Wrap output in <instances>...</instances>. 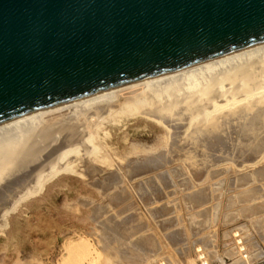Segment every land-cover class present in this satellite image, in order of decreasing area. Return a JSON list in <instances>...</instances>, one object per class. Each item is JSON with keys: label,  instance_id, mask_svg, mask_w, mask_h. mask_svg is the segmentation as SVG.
Wrapping results in <instances>:
<instances>
[{"label": "bare ground", "instance_id": "1", "mask_svg": "<svg viewBox=\"0 0 264 264\" xmlns=\"http://www.w3.org/2000/svg\"><path fill=\"white\" fill-rule=\"evenodd\" d=\"M135 115L170 125L167 132L170 142L158 162L162 165L175 161L192 172V178H188L181 169L169 170L179 172L181 180L174 183V192L182 193L187 208L194 210L209 201L206 197L209 186L193 189L200 186L199 179L207 167L213 166L209 172L212 177L232 171L233 180L240 184L264 181V41L1 122L0 181H20L21 188L10 194L0 191V230L7 225L8 213L15 210L21 200L35 193L59 169L72 166L63 161L66 155L79 149L82 153L78 159L88 177L98 181L105 190L114 189L120 178L113 164L121 162L113 158L112 163L100 156L101 143L99 146L97 135L102 124ZM89 153L100 167L89 159ZM31 165H35L34 169L26 176L16 177L10 171L13 168L16 174L18 168L30 169ZM121 168L126 169L125 165ZM8 171L10 176H7ZM129 172L134 175L139 171ZM262 188L261 193L242 188L237 194L239 201L260 199L255 207L247 208L250 213H259V217L251 221L258 232L253 237V250L246 254L242 245L236 250L227 248L221 254L213 250L209 261L199 245L188 247L190 254H196L201 260L200 264H264V183ZM119 200L114 194L108 195L105 201L117 206ZM159 205L155 203L153 207ZM105 213L104 204L93 205L89 219L99 230L98 243L106 252L109 264H176L171 258L164 257V262L155 257L161 245L151 235L129 240L128 235L137 232L141 225L117 222ZM197 215L200 217L193 229L200 232L209 228V215L203 210H198ZM166 223L165 227L171 225L169 221ZM234 235L240 233L234 232ZM169 240L174 239L169 237ZM237 242L242 243V238H237ZM207 243L211 245V240L204 245ZM89 244L82 240L69 244L61 264L98 263L100 256L89 259L91 250L96 251ZM182 250L184 254L185 247Z\"/></svg>", "mask_w": 264, "mask_h": 264}, {"label": "water", "instance_id": "2", "mask_svg": "<svg viewBox=\"0 0 264 264\" xmlns=\"http://www.w3.org/2000/svg\"><path fill=\"white\" fill-rule=\"evenodd\" d=\"M264 41V0H0V123Z\"/></svg>", "mask_w": 264, "mask_h": 264}, {"label": "rangeland", "instance_id": "3", "mask_svg": "<svg viewBox=\"0 0 264 264\" xmlns=\"http://www.w3.org/2000/svg\"><path fill=\"white\" fill-rule=\"evenodd\" d=\"M169 128L168 123L145 115L124 116L116 123L102 124V130L97 135L99 146L101 143L100 156L112 163L113 158L121 162L113 164L120 178L116 187L105 190L98 181L88 177L78 159L81 149L66 155L63 162L72 166L52 174L35 193L21 200L16 209L8 213L7 225L0 230V264H61L67 256L66 247L79 240L89 241V246L95 247L96 251L91 250L89 259L100 256V260H97L98 263L94 261V264H109L106 252L98 243V228L89 219L91 207L96 204H104L105 214L117 222L130 221L131 225H141L137 232L128 235L129 240L151 235L161 245L155 257L164 262L166 257L176 264H200L197 255L189 252L188 247L194 245L202 248L209 261L213 250L221 254L227 248L236 250L242 245L243 252L250 253L255 240L253 237L258 234L251 221L258 218L259 213H250L247 208L251 205L255 207L260 199L239 201L237 194L242 188L261 193L264 181L240 184L233 180L232 171L212 177L209 172L213 166L207 167L199 179L200 186L193 189L209 186L206 196L209 201L194 210L187 208L182 201V193L174 192V183L181 180L179 172L169 170L181 169L188 178H192V172L185 166H178L175 161L162 165L158 162L170 142ZM89 159L100 167L90 153ZM124 165L125 170L121 168ZM34 166L31 165L30 169L18 168L16 174L13 168L10 171L16 177L26 176ZM132 169L139 172L132 175L129 172ZM11 172L6 175L10 176ZM169 181L173 185L166 186ZM22 182L25 184V181ZM20 188V181H0L2 192L10 194ZM114 194L120 198L117 206L105 201L108 195ZM155 203L160 204L159 207H153ZM198 210L206 212L211 221L209 228L200 232L193 229L199 216ZM167 221L171 225L165 227ZM234 232L240 235L236 236ZM167 235L174 240L170 241ZM237 238H242V243H236ZM208 240H211V245H204ZM183 242L184 246L181 245Z\"/></svg>", "mask_w": 264, "mask_h": 264}]
</instances>
